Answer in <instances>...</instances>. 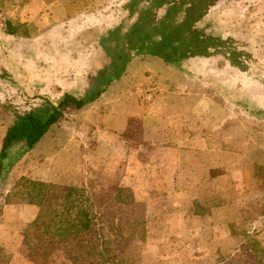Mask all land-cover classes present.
I'll return each instance as SVG.
<instances>
[{
    "label": "crops",
    "instance_id": "obj_1",
    "mask_svg": "<svg viewBox=\"0 0 264 264\" xmlns=\"http://www.w3.org/2000/svg\"><path fill=\"white\" fill-rule=\"evenodd\" d=\"M110 1L0 0L10 28L0 38V69L30 84L40 101L56 105L65 94L91 95L95 89L89 80L112 60L100 40L123 20L111 22L117 4ZM91 32L99 38L93 46ZM90 46L88 57L75 54V48ZM198 62L170 64L154 55H131L94 102L65 112L58 125L3 172L0 186L11 189L24 177L96 192L91 187L95 179L117 177L134 200L158 208L153 216H186L193 223L197 218L228 227L242 213L251 225L256 215L248 216L250 207H264L259 175L264 150L252 153L250 126L229 119L230 107L198 78ZM188 63L194 71H186ZM6 130H0V146ZM36 215L37 208L26 200L5 202L0 252L8 256L7 264H33L23 255H28L24 230ZM260 216L264 223V214ZM255 236L264 245V229ZM234 253L235 248L228 254Z\"/></svg>",
    "mask_w": 264,
    "mask_h": 264
},
{
    "label": "rangeland",
    "instance_id": "obj_2",
    "mask_svg": "<svg viewBox=\"0 0 264 264\" xmlns=\"http://www.w3.org/2000/svg\"><path fill=\"white\" fill-rule=\"evenodd\" d=\"M113 1H110V5L117 4V8L115 9L116 16L114 19L112 18L111 22L118 21L119 23L123 19L121 22H125L126 26H133L134 19L127 21L126 7L129 0ZM109 14L113 15L114 9ZM160 15L161 12L157 11L152 22L155 23ZM195 27L205 35H222L225 38L248 44L250 57L246 61L248 66L246 71H240L229 66L224 60L214 57L208 60H199L198 69L202 73V77L198 78L202 79L205 84H210L213 95H218L220 103L230 107L229 119H233L235 122L244 120L245 127L250 126L252 153L256 152L258 148L263 151L264 0H218L209 9L206 16L196 23ZM0 33L2 34L0 38L3 39L5 31H0ZM94 40L99 41V38L94 32H91L90 45ZM92 46L82 49L75 48V54L88 57ZM186 69L188 72L194 71L193 65L189 63ZM92 84L93 82L89 80V87ZM34 93V88L23 79L14 75L10 76L0 69L1 131L12 124L13 116L17 113H25L42 102L37 99ZM236 134L237 128H235ZM21 149L19 145H16L9 151L10 168L19 162ZM259 175L264 181L262 169L259 170ZM22 178L24 177L16 180L11 189L8 187L4 189V184L2 187L0 186L2 189L0 190V214L4 211L5 202L20 200L15 196V193L25 192L29 188L25 181H21L20 185L17 184ZM17 185L19 187L15 188ZM91 187L98 191L86 193L91 198L96 211L100 213V219L106 227L105 240H107L110 255L115 259L114 264H219L221 257L231 256L228 253L233 248H235L234 254H237L233 264H264V258L261 261L256 258L260 257V253H264V245L255 238V235L264 229L263 219L260 216V214H264V207H250L248 216L256 215L251 225L245 222L247 217L244 218L241 213L240 220L238 219L239 221L233 225L217 226L213 223L198 222L197 218L194 223L186 221V216L184 218L153 216L158 213V208H148L146 203L134 200L129 188L123 189L119 186L117 177L108 179L107 182L95 179ZM83 188L79 189L83 190ZM119 189L123 190L119 198L124 202L116 200ZM6 191L8 192L6 193ZM193 210L197 211V208H193ZM163 219L172 220V222L163 223ZM178 219H180L179 222ZM175 220L176 222H173ZM110 221H113L118 228L107 229V224ZM27 229L28 227L24 232ZM92 231L82 236L83 247L75 245L72 248L75 264H91L86 253H93L94 243H90V241L92 234L99 231L97 224ZM247 231H249L248 234ZM229 232L232 234L229 235ZM64 251L63 249L55 251L49 264H71L66 259ZM23 255L32 259L29 251L28 255L25 252ZM34 260L33 262L31 260L33 264L36 263ZM8 261V256L0 252V264H7Z\"/></svg>",
    "mask_w": 264,
    "mask_h": 264
},
{
    "label": "trees",
    "instance_id": "obj_3",
    "mask_svg": "<svg viewBox=\"0 0 264 264\" xmlns=\"http://www.w3.org/2000/svg\"><path fill=\"white\" fill-rule=\"evenodd\" d=\"M216 1L129 0L127 21L134 19L135 22L129 27L121 22L102 36L100 46L107 58L112 60L96 76H92L95 91L87 97L65 94L56 105L43 100L27 112L13 116V122L7 128L0 146V176L10 168L9 151L14 146L22 148L18 156L20 159L64 119L65 112H77L94 102L105 85L121 72L131 55H154L170 64L218 57L229 66L246 71V61L250 57L247 43L222 35H205L195 27ZM157 11L161 15L154 23L152 19ZM9 30L8 24L6 33H10ZM119 44L120 50L117 49ZM115 54L119 55L117 59H113ZM21 181H25L29 188L25 192L15 193V196L37 208V215L24 235V245L32 262L35 259V264H49L55 251L63 249L68 262L75 264L72 248L75 245L83 247L82 236L93 232L97 224L99 231L92 234L90 241L94 243L93 253H86V256L91 264H114L115 259L110 255L105 240L106 227L84 189L60 187L25 178L17 184L20 185ZM121 191L118 190L116 200L124 202L119 198ZM107 226L109 230L118 228L113 221L108 222ZM236 257L237 254L222 258L219 264H233ZM253 258L261 261L264 253Z\"/></svg>",
    "mask_w": 264,
    "mask_h": 264
},
{
    "label": "built area",
    "instance_id": "obj_4",
    "mask_svg": "<svg viewBox=\"0 0 264 264\" xmlns=\"http://www.w3.org/2000/svg\"><path fill=\"white\" fill-rule=\"evenodd\" d=\"M8 21L6 14L0 9V31H6Z\"/></svg>",
    "mask_w": 264,
    "mask_h": 264
}]
</instances>
